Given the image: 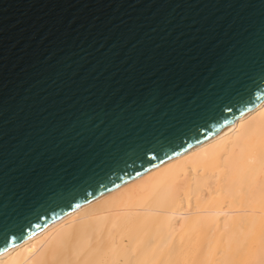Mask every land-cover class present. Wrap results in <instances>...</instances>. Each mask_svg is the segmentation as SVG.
<instances>
[{"label":"water","instance_id":"95a60500","mask_svg":"<svg viewBox=\"0 0 264 264\" xmlns=\"http://www.w3.org/2000/svg\"><path fill=\"white\" fill-rule=\"evenodd\" d=\"M264 99V0H0V251Z\"/></svg>","mask_w":264,"mask_h":264},{"label":"bare ground","instance_id":"6f19581e","mask_svg":"<svg viewBox=\"0 0 264 264\" xmlns=\"http://www.w3.org/2000/svg\"><path fill=\"white\" fill-rule=\"evenodd\" d=\"M0 264H264V99L0 251Z\"/></svg>","mask_w":264,"mask_h":264}]
</instances>
